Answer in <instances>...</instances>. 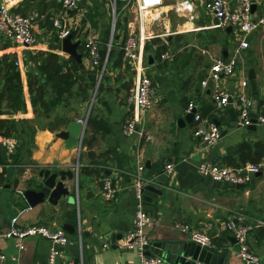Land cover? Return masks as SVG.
<instances>
[{"label":"crops","instance_id":"1","mask_svg":"<svg viewBox=\"0 0 264 264\" xmlns=\"http://www.w3.org/2000/svg\"><path fill=\"white\" fill-rule=\"evenodd\" d=\"M192 1L196 4L194 21L199 25L212 22L211 14L200 5V0ZM9 4L14 11L33 15V31L38 39L32 46H24L0 34V54L6 52L18 59L26 100L25 108L4 113L17 118L21 146L16 152H8L0 143V230L12 217H17L22 224H59L75 240L59 246L56 264H62L64 259H71L72 264H139L136 251H122L121 246H114L118 238L113 239V236L117 232L123 235L133 225L137 198L131 183L133 173L142 161L145 174L163 190L151 200L155 207L149 210L152 221L145 228L150 254L160 255L153 249L154 239L191 238L176 224L184 220L207 230L214 245L225 250L221 264H247L236 255V238L226 227V221L232 218L250 224L247 243L260 255L258 264H264V166L242 185L213 180L197 169L199 160H209L210 149L215 150L216 161L226 162L227 154H235L240 142L257 137L254 130L237 123L238 110L234 100L216 107L209 86L200 83L212 59L230 52L234 30L204 25L169 33L165 40L158 36L156 42L148 41L144 51L152 52L155 57L154 63L147 62L146 67L154 85L153 104L142 111L138 122L139 128L152 135L146 138L138 132L125 135L121 128L122 122L132 113L127 94L133 74L123 56H119V48L125 36L121 33L135 28L136 15L133 18L126 11L118 10L115 23L120 16L124 18V26L114 27L112 31L113 11L108 0H78L77 6L68 10L66 21L77 30L72 39H81L77 47L81 52L83 65L79 66L83 74L92 65L84 50L82 31L94 33L101 46L111 35L113 50L94 87L81 95L75 84L70 95L58 98L54 81L46 79L45 74H52L46 63L49 52L58 53V69L62 70L71 55L60 45L53 46L60 42L55 36L53 23L63 13L60 0H9ZM254 8L257 12L264 10V0L262 4H254ZM182 19L183 16L170 8L151 26L154 30H161ZM248 38V46L236 70L232 75L224 76L222 81L233 90L238 79L246 74V91L255 99V109L264 111V52L261 43H264V30L252 31ZM157 43H165L162 51H169L167 57L155 54ZM23 57L27 59V68L32 74L39 75L41 80L38 83L43 84L44 100L48 103L37 99L32 104L31 96L37 93V87L33 82L28 85ZM190 100L195 103L197 111L203 114L209 111L211 119L221 128L220 138L210 147L204 146L192 131L195 121L185 109ZM87 113L101 119L108 128L104 130L96 123L87 122L81 144L66 145L64 137L57 134L58 130L69 120H77ZM3 135L0 131V137ZM167 161L173 162L171 172L165 169ZM42 167L72 168L77 179L66 177L64 182L75 200L61 195L56 203L44 199L28 204L22 190L39 182L38 170ZM106 174L115 187L110 198L101 194V178ZM23 243V247H18L14 237L0 233V249L7 254L3 264H46L48 238L27 235ZM159 264L169 263L163 257Z\"/></svg>","mask_w":264,"mask_h":264},{"label":"built area","instance_id":"2","mask_svg":"<svg viewBox=\"0 0 264 264\" xmlns=\"http://www.w3.org/2000/svg\"><path fill=\"white\" fill-rule=\"evenodd\" d=\"M113 11L112 31L114 30L115 19L118 10H124V7L133 4L136 10V26L129 30L121 42L122 56L129 64L133 74V82L127 94V100L132 102V113L122 122V132L130 135L135 132L144 134L146 138H151L149 132H144L138 126L141 113L153 104L154 85L146 70L147 61L145 59L144 43L152 36H161L164 40L169 33H176L185 30H193L200 26H220L225 28L230 25L235 31L234 43L230 52L226 56H216L210 62L207 73L200 80L202 86H209L212 101L216 107L225 106L234 100L237 104V123L246 126L251 122L264 126V111L255 109V99L246 91L248 77L245 74L238 79L236 88L229 90L223 83L224 76H230L237 68L238 61L242 57L244 49L248 46V37L252 31L257 29L264 30V10L257 12L253 4H262L263 0H200L199 3L211 14L212 22L204 25L197 24L196 4L192 0H176L169 7L164 0H123L120 8L117 7V0H108ZM62 11L61 17L55 18V34L59 40L71 32V27L66 21L68 10L75 8L78 0H60ZM131 2V3H130ZM177 12L183 19L173 26H165L164 29L154 30L151 24L161 19L168 9ZM0 34L9 40L24 45L32 46L37 42V36L33 31V15L14 11L9 4V0H0ZM84 50L87 53L90 63L97 67V80L100 79L108 61L109 51L112 47V37L103 45L105 47L104 55L100 53L101 43L97 36L91 31H82L81 34ZM168 50L161 52V57H167ZM16 62L19 64L18 59ZM195 108V103L190 100L186 104V111ZM253 112L255 120H253ZM193 133L199 137L201 143L210 147L220 138L221 128L209 116L202 115L195 109ZM88 113L85 116L77 117L82 123V130L87 125ZM81 130L82 136L84 130ZM0 143L8 152L14 151L17 145V138L10 136H1ZM80 145V144H79ZM264 162L244 163L233 165L221 161L199 160L197 162L198 171L206 177L217 181H226L232 184L246 183L253 174L258 171ZM77 169V166H76ZM167 172L173 169V162L165 163ZM145 164L138 163L132 178V188L137 198L136 208L134 210V220L131 228L120 236L116 243L119 246H125L127 249L136 251L139 255V264H159L163 257L157 254H146L145 244L149 243L146 226L151 223L152 215L149 210L143 207L141 195L143 186L146 182H151V178L145 174ZM115 187L111 177L106 174L101 178V194L105 198L114 195ZM178 227L186 231L190 237L200 244L214 245L211 235L207 230L194 227L191 223L181 220L176 223ZM226 227L236 238L237 246L235 253L247 264H258L260 255L254 252L247 243V232L250 227L248 222L235 221L229 218L226 221ZM0 233L6 237H14L15 244L23 247V238L27 235H39L50 240L46 264H56L57 257L60 254L59 246L73 242L75 238L69 234L66 229L59 224H46L43 222H31L22 224L17 217H12L9 224ZM104 244H106L104 242ZM12 256H15L14 254ZM7 254L0 249V264L6 260ZM62 264H72L71 259H64ZM196 264H201L196 262Z\"/></svg>","mask_w":264,"mask_h":264},{"label":"trees","instance_id":"3","mask_svg":"<svg viewBox=\"0 0 264 264\" xmlns=\"http://www.w3.org/2000/svg\"><path fill=\"white\" fill-rule=\"evenodd\" d=\"M123 0H117V7L121 5ZM120 26H124V18L118 16L115 27L116 29ZM71 33L75 35L77 30L74 28L71 30ZM127 33V32H126ZM125 30L121 34H126ZM56 38L57 34H55ZM124 38V37H123ZM158 36H152L144 43V48L148 47V41L151 40L153 42L157 41ZM81 49H83V45H80ZM165 43H157V48L155 49V54L159 56L162 50L165 48ZM113 50V41L112 47L109 51L108 61L111 57V52ZM119 56H122L121 44L119 48ZM24 58V64L26 68V77L28 85L31 86L32 82L37 87V93L31 96L32 104L39 99L42 103L47 102L44 100V86L41 81L38 83V80H41L39 75L32 74L31 70L27 68V59ZM17 58L15 56H11L10 54L4 52L0 54V131L5 136H14L17 138V145L14 149V152L21 146V141L19 137V128L16 125L17 118L9 117L5 115L6 111H10L13 109L14 111L25 108L26 100L23 96V86H22V75L19 69V64L16 62ZM48 60V61H47ZM46 63L52 69V74H45L44 76L47 78H51L52 82L54 81V88L56 91V97H60L66 94L70 95L73 91V86L76 84L78 93L84 95L87 93L88 88H92L96 84L97 80V67L92 66L91 68L86 69V73L83 74L80 64L77 62L74 56L68 55L67 64L65 69H58V53L56 51L49 52ZM107 61V62H108ZM44 63V65H46ZM43 74H40V76ZM84 79V81L82 80ZM48 103V102H47ZM211 110V108L209 109ZM208 115L211 118V113L203 114ZM68 118V117H67ZM70 119V118H68ZM88 123H96L97 127H100L106 130L107 125L101 120L91 116H88ZM24 141V140H23ZM4 148V147H3ZM226 162L233 165H238L244 163L246 161L252 163H258L264 157V138L263 136H257L254 139H246L240 142L236 149L235 154H227ZM2 159V158H1ZM3 160V159H2ZM87 169V168H86ZM91 170V169H88Z\"/></svg>","mask_w":264,"mask_h":264},{"label":"water","instance_id":"4","mask_svg":"<svg viewBox=\"0 0 264 264\" xmlns=\"http://www.w3.org/2000/svg\"><path fill=\"white\" fill-rule=\"evenodd\" d=\"M254 8V4L253 7ZM227 29H230L231 26H226ZM2 35V34H1ZM81 39L76 38L72 39V33L69 32L64 35L59 43L53 44L54 47L58 45L61 46L63 50L71 54L76 58V60L81 63V52L78 50V44ZM105 52V47H100V53L103 56ZM145 59L148 63L152 64L155 61L154 54L150 51L145 53ZM250 72V69H249ZM254 97H257V94H254ZM130 102V106H132ZM195 108L187 111V114H194ZM256 112H253V120H255ZM246 127L250 130H254L257 136L261 134L264 137V126L251 122L247 124ZM82 123L76 119L69 120L66 126L58 130L57 134L64 137L66 145L72 144H81V141L84 137L81 134ZM85 130V129H83ZM82 130V131H83ZM215 150L210 149L208 152L207 159L210 161H216L218 158L216 155L213 156ZM108 172V169L106 170ZM40 180L37 184L26 187L22 190V194L26 199L28 204H36L38 202L47 199L52 203H56L58 198L61 195H66L69 200H75V197L70 192L69 186L65 184L64 179L74 178L77 179L76 174L72 168H54L50 169L48 167H42L38 170ZM243 183H237V185H242ZM75 187H78V184H75ZM162 188L152 182H146L143 186V192L141 195L143 207L147 210H153L154 205L151 204L153 197L157 198L162 194ZM65 227L69 228L68 224H64ZM71 229V228H69ZM122 236L121 232H117L113 239L116 237L119 238ZM117 246V243L113 244ZM152 245L154 246V251L160 255H163L164 259L167 260L169 264H196V262H203L206 264H221L224 257L225 250H219L215 245L200 244L192 238L189 239H176L169 238L165 240H152ZM145 246V253L150 254L149 246L147 243ZM121 250H128L125 246H121ZM190 255V258L188 257Z\"/></svg>","mask_w":264,"mask_h":264},{"label":"rangeland","instance_id":"5","mask_svg":"<svg viewBox=\"0 0 264 264\" xmlns=\"http://www.w3.org/2000/svg\"><path fill=\"white\" fill-rule=\"evenodd\" d=\"M174 1H176V0H164V3H165V5L167 6V7H169V5H171V3H173ZM80 2V1H79ZM131 3V2H130ZM124 11H126L130 16H132L133 18H135V15H136V10H135V6H133V4H130V5H128V6H126V7H124ZM233 34H234V36H235V31L233 32ZM233 39H234V37H233ZM262 43V49H263V52H264V43L263 42H261ZM246 50V49H245ZM244 50V51H245ZM108 63L109 62H107L106 63V67H107V65H108ZM245 65V64H244Z\"/></svg>","mask_w":264,"mask_h":264}]
</instances>
